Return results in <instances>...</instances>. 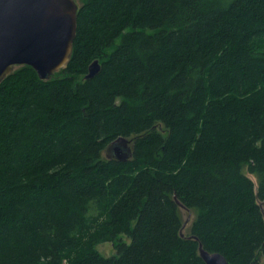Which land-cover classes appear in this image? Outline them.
Listing matches in <instances>:
<instances>
[{"label": "trees", "instance_id": "16d2710c", "mask_svg": "<svg viewBox=\"0 0 264 264\" xmlns=\"http://www.w3.org/2000/svg\"><path fill=\"white\" fill-rule=\"evenodd\" d=\"M76 23L50 80L0 83V264H264V0H81Z\"/></svg>", "mask_w": 264, "mask_h": 264}, {"label": "water", "instance_id": "95a60500", "mask_svg": "<svg viewBox=\"0 0 264 264\" xmlns=\"http://www.w3.org/2000/svg\"><path fill=\"white\" fill-rule=\"evenodd\" d=\"M77 11L75 0H0V83L24 65L41 81L65 68L76 36ZM100 69L99 61H93L84 79L93 78ZM131 145V139L119 137L105 148L104 157L126 161L131 158ZM189 220L190 215L181 236ZM198 252L205 264H229L223 255L205 251L201 243Z\"/></svg>", "mask_w": 264, "mask_h": 264}, {"label": "rangeland", "instance_id": "374dc122", "mask_svg": "<svg viewBox=\"0 0 264 264\" xmlns=\"http://www.w3.org/2000/svg\"><path fill=\"white\" fill-rule=\"evenodd\" d=\"M75 2L77 4H80L81 0H75ZM103 156H104V154H103ZM245 173L254 183L256 182V179L254 178V176L248 174L246 170H245ZM180 213H181V217H182L183 221L185 222L187 217H188L187 213L185 211H183V209L180 210ZM192 218H193V216H191L189 222L184 227V230H183L184 233H186L188 231V227L190 225V222H191ZM96 249L98 250V252L101 255L106 256V257H109V256H112V255L116 254L112 244H110V243L99 244V245L96 246Z\"/></svg>", "mask_w": 264, "mask_h": 264}]
</instances>
